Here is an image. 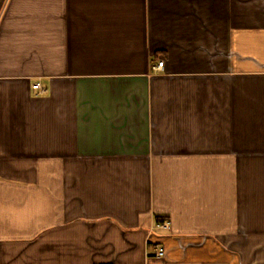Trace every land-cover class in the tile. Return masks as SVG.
I'll return each instance as SVG.
<instances>
[{
  "label": "crops",
  "instance_id": "0c3cea01",
  "mask_svg": "<svg viewBox=\"0 0 264 264\" xmlns=\"http://www.w3.org/2000/svg\"><path fill=\"white\" fill-rule=\"evenodd\" d=\"M0 264H264V0H0Z\"/></svg>",
  "mask_w": 264,
  "mask_h": 264
},
{
  "label": "built area",
  "instance_id": "2783aa9c",
  "mask_svg": "<svg viewBox=\"0 0 264 264\" xmlns=\"http://www.w3.org/2000/svg\"><path fill=\"white\" fill-rule=\"evenodd\" d=\"M164 63H165L164 61H160V62L158 63V65L156 66V68H163ZM33 87H34L35 89L43 90V88H42V86H41L40 83H36V84H34ZM156 227H158V228H163V229L171 228L169 220H160V221H158V222L156 223ZM165 253H166L165 248H160V249L158 250V255H159V256H164Z\"/></svg>",
  "mask_w": 264,
  "mask_h": 264
}]
</instances>
